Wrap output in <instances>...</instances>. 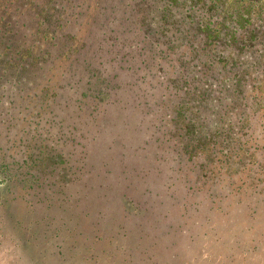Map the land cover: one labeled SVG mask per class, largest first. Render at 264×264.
<instances>
[{
  "label": "rangeland",
  "instance_id": "1",
  "mask_svg": "<svg viewBox=\"0 0 264 264\" xmlns=\"http://www.w3.org/2000/svg\"><path fill=\"white\" fill-rule=\"evenodd\" d=\"M6 3L7 28L17 37L33 33L25 0L12 2L10 13ZM179 54L171 64L162 57L153 69L119 74L118 84L98 83L107 94L81 99L83 108L74 103L73 73L58 85L35 78L28 91L0 96L8 106L0 105V147H7L0 149V264H264V119L252 118L245 138L253 144L236 153L225 144L235 143L234 107L215 134L229 157L219 162L215 144L206 156L195 146L188 161L173 111L182 97L171 82ZM184 79L189 90L198 85ZM48 87L54 92L41 91ZM218 99L214 92L189 101L194 111H184L185 121L197 124L198 137L216 131L227 106ZM256 101L246 96L241 110ZM262 102L264 111V95ZM14 169L21 181L12 180ZM37 169L40 187L30 188Z\"/></svg>",
  "mask_w": 264,
  "mask_h": 264
},
{
  "label": "trees",
  "instance_id": "2",
  "mask_svg": "<svg viewBox=\"0 0 264 264\" xmlns=\"http://www.w3.org/2000/svg\"><path fill=\"white\" fill-rule=\"evenodd\" d=\"M14 1L7 0L9 13V5ZM34 1L25 0L31 15L29 28L34 32L21 33V37H17L7 28L10 22L3 23L8 14L5 0H0V12L3 7L0 15V96L9 97L11 91H28L27 84L35 78H45L51 85H58V77H67L68 81L73 73L74 103L83 108L85 102L80 105L81 99L88 96L96 99L107 94L98 83L118 84L119 74L153 69V64L162 57L171 64L172 55L179 52L175 61L176 77L171 82L178 84L176 95L182 91L173 111H177L176 118L185 134L180 147L186 159L191 161L195 157V146L206 156V151L214 154L208 148L218 144L217 158L223 162L230 155L226 145H234L237 153L238 149L253 144L252 139L245 138L247 128L252 118L258 120L255 115L260 114L264 119V0H42L40 8ZM69 2L74 6L67 8ZM47 3H51L50 6ZM82 20L86 24L78 31L75 28ZM26 26L25 22L21 24V27ZM149 63L151 66H147ZM44 71H48L45 76ZM85 77L86 86L80 87L78 82ZM185 77L192 78L198 85L187 89ZM41 91L54 92L49 87ZM214 92L219 95L220 102H227V106L221 116L216 115V131L198 137L201 129L191 117L185 121L184 111H194L189 101L199 99L203 103ZM251 95L257 98L258 104L252 111H242L246 106L240 101ZM139 104L138 101L136 105ZM0 105L3 111H8L7 104L1 102ZM237 106L240 111L234 113L240 112L242 116L236 115L230 122L235 143L221 144L222 141L215 139V134L222 130L221 117ZM258 107L262 111H256ZM211 110L208 107L207 111ZM0 149L6 151L7 147L2 145ZM0 155V160L6 159L2 157L4 152ZM4 167L2 164L1 169ZM13 173L12 180L21 181L19 169H14ZM37 174H29L30 188L40 187L41 175ZM205 177L206 173H202L200 181ZM18 187L24 188V185Z\"/></svg>",
  "mask_w": 264,
  "mask_h": 264
}]
</instances>
